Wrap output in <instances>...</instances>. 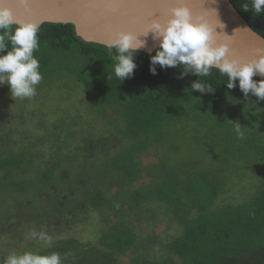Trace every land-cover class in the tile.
<instances>
[{
	"label": "trees",
	"instance_id": "1",
	"mask_svg": "<svg viewBox=\"0 0 264 264\" xmlns=\"http://www.w3.org/2000/svg\"><path fill=\"white\" fill-rule=\"evenodd\" d=\"M229 1L264 39V13ZM38 29L35 96L0 104V264L25 252L58 253L61 264H264V100L227 89L216 69L152 75L157 49L136 53L121 82L115 49L84 42L71 24ZM197 80L213 93L192 91ZM75 89L84 113L26 111ZM162 220L173 233L156 232ZM86 226L93 240L76 237Z\"/></svg>",
	"mask_w": 264,
	"mask_h": 264
},
{
	"label": "clouds",
	"instance_id": "2",
	"mask_svg": "<svg viewBox=\"0 0 264 264\" xmlns=\"http://www.w3.org/2000/svg\"><path fill=\"white\" fill-rule=\"evenodd\" d=\"M7 0H0V86H7L12 97L32 98L36 94V86L43 79L39 69L40 63L33 53L38 50V26L34 23H18L10 7L5 6ZM22 14L30 15L32 0H11ZM215 12L216 22L211 25L199 19L194 21L187 7H174L168 10L170 18L165 24L151 22L143 34L117 33L111 40L110 50L115 49V77L121 82L131 79L136 69L135 54L145 47L146 40L151 34L153 41L159 40V47L155 55L150 57L149 72L157 74V66L161 70L182 67L180 78L191 73L197 77L211 75L216 69L227 78L226 88H237L245 98L249 95L264 100V79L254 80L253 77H264V55L247 63H240L228 57L229 45L221 42L223 31L217 33V28L223 30L225 25ZM242 10L249 11V4L242 5ZM251 11L255 15L264 13V0H251ZM16 25L14 31L8 30ZM224 35V34H223ZM228 37L227 35H224ZM6 40L11 43L9 50ZM191 90L201 95L211 94L214 89L197 80L191 85ZM236 131L240 132L239 124H235ZM33 238L45 242L50 241L46 233H31ZM4 264H61L58 253L38 255L32 252L12 254Z\"/></svg>",
	"mask_w": 264,
	"mask_h": 264
},
{
	"label": "water",
	"instance_id": "3",
	"mask_svg": "<svg viewBox=\"0 0 264 264\" xmlns=\"http://www.w3.org/2000/svg\"><path fill=\"white\" fill-rule=\"evenodd\" d=\"M5 6L11 8L18 23H34L38 27L44 23L71 24L84 42L106 47L117 33L140 35L136 31L140 23L145 27L153 21L165 24L170 18L168 10L174 7H187L194 21L203 19L214 26L215 12L208 10L213 9L225 25L223 30L215 31L228 36L221 34L220 40L228 43L230 59L247 63L264 55V39L247 25L229 0H32L30 15L22 14L11 0ZM157 7L162 8L161 15L145 22L144 17ZM140 38L146 44L139 52L150 55L158 49L159 40L153 41L151 34Z\"/></svg>",
	"mask_w": 264,
	"mask_h": 264
},
{
	"label": "rangeland",
	"instance_id": "4",
	"mask_svg": "<svg viewBox=\"0 0 264 264\" xmlns=\"http://www.w3.org/2000/svg\"><path fill=\"white\" fill-rule=\"evenodd\" d=\"M7 89H5V86H0V104H4V102L10 103L13 101L15 97H12L9 90L5 93ZM65 99H62V102L59 103V101H50L51 104H48L47 99H36V102L31 101L27 107L26 111L32 114L37 115H43V113H46L47 108L50 109H60V106H63V108H66L70 111H76V112H86V106L84 104V96L79 91V89H75L74 91H68L67 96H65ZM60 104V105H59ZM151 158H143L144 162L152 161ZM144 226V224H142ZM170 230V231H169ZM175 230V225L170 224V222L167 220H162L156 225V232L161 233L163 231H169L170 233H173ZM76 237L81 239L82 241H88L93 240L95 235L93 233V230H90L87 226L82 228H77V234ZM8 241L2 242V246H6ZM15 251L21 252L24 248L20 246V244H13Z\"/></svg>",
	"mask_w": 264,
	"mask_h": 264
},
{
	"label": "snow or ice",
	"instance_id": "5",
	"mask_svg": "<svg viewBox=\"0 0 264 264\" xmlns=\"http://www.w3.org/2000/svg\"><path fill=\"white\" fill-rule=\"evenodd\" d=\"M162 13V8L160 7H157V8H154L147 16L144 17V21L147 22V21H150L152 18L154 17H158L160 16ZM121 15V14H119ZM117 15V16H119ZM150 23H148L147 25H149ZM147 27L144 26V23H140L136 29L137 33L138 34H143L145 31H146Z\"/></svg>",
	"mask_w": 264,
	"mask_h": 264
}]
</instances>
